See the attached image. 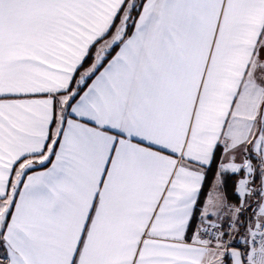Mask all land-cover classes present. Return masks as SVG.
<instances>
[{
    "label": "snow or ice",
    "instance_id": "snow-or-ice-1",
    "mask_svg": "<svg viewBox=\"0 0 264 264\" xmlns=\"http://www.w3.org/2000/svg\"><path fill=\"white\" fill-rule=\"evenodd\" d=\"M0 264H264V0H0Z\"/></svg>",
    "mask_w": 264,
    "mask_h": 264
},
{
    "label": "crops",
    "instance_id": "crops-1",
    "mask_svg": "<svg viewBox=\"0 0 264 264\" xmlns=\"http://www.w3.org/2000/svg\"><path fill=\"white\" fill-rule=\"evenodd\" d=\"M39 170V169H38ZM214 174H215V166H213V169H212V171L211 172H209V179H210V182H209V184H211V182H212V178H213V176H214ZM231 178H233V179H231ZM239 177H237V176H234V175H229V176H226L225 177V179H226V184H227V180L229 181V180H231L230 181V183L232 182H234V184H233V190H234V185H235V182H236V180L238 179ZM208 189H207V185L205 186V191H207ZM225 191H226V193H227V188L225 189ZM228 192H229V190H228ZM228 194V193H227ZM202 199H203V197H202Z\"/></svg>",
    "mask_w": 264,
    "mask_h": 264
},
{
    "label": "trees",
    "instance_id": "trees-1",
    "mask_svg": "<svg viewBox=\"0 0 264 264\" xmlns=\"http://www.w3.org/2000/svg\"><path fill=\"white\" fill-rule=\"evenodd\" d=\"M231 179H233V178H231ZM230 181L231 180H229V182H227V184H226V188H227V195L231 198L232 196H233V184H234V182L232 183H230ZM210 182V179H209V181H208V183ZM228 190H229V192H228Z\"/></svg>",
    "mask_w": 264,
    "mask_h": 264
},
{
    "label": "rangeland",
    "instance_id": "rangeland-1",
    "mask_svg": "<svg viewBox=\"0 0 264 264\" xmlns=\"http://www.w3.org/2000/svg\"><path fill=\"white\" fill-rule=\"evenodd\" d=\"M227 182H229V181L227 180Z\"/></svg>",
    "mask_w": 264,
    "mask_h": 264
}]
</instances>
